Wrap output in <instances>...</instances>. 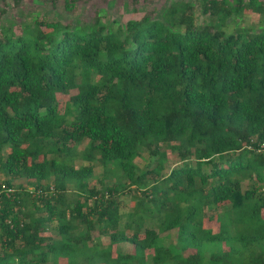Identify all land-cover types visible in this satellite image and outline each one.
<instances>
[{"label":"trees","instance_id":"trees-1","mask_svg":"<svg viewBox=\"0 0 264 264\" xmlns=\"http://www.w3.org/2000/svg\"><path fill=\"white\" fill-rule=\"evenodd\" d=\"M200 10L215 19L176 1L124 25L2 29L0 182L35 192L3 196L0 264H264V31L222 29L262 6Z\"/></svg>","mask_w":264,"mask_h":264},{"label":"rangeland","instance_id":"rangeland-1","mask_svg":"<svg viewBox=\"0 0 264 264\" xmlns=\"http://www.w3.org/2000/svg\"><path fill=\"white\" fill-rule=\"evenodd\" d=\"M176 1L188 2L194 8L195 22L199 26L208 24L215 17H208L201 13L200 5L203 0H138L131 2L130 0H19L17 3L12 0H0V34L4 27H10L15 35H20L24 32L23 25L31 22L33 19L60 22L69 26L85 27L98 17L101 25L111 27L116 24L124 25L127 20H137L144 15L150 18H162L164 10L170 4ZM262 6V12L245 10L239 18L232 16L224 21L222 29L226 33H234L237 29L248 30L250 32L259 33L264 31V0H258ZM66 3H71L72 7H66ZM84 144L80 145L77 150H81ZM167 152V162L164 164V171L176 166L179 161L174 152L167 148L163 149ZM4 154L8 152V148L3 150ZM147 159L146 153L143 156L136 158L135 163L139 169L145 168ZM80 158L75 160V164H84ZM5 176L0 174V180H4ZM108 183V181H106ZM88 187L103 188V167L98 163L94 164L93 176L87 181ZM123 183V182H122ZM22 184L26 191L33 194L35 190L32 183H27L25 179H16L12 181V187L17 190L18 185ZM70 192L73 188L70 187ZM30 200V199H29ZM29 202V201H28ZM127 202L124 207H126ZM133 204V201H128V205ZM28 209L32 206L28 204ZM208 226H213L216 229L215 223H207ZM95 238L99 233L94 231ZM103 243H106V238L99 235ZM173 240V238H171ZM173 242V241H172ZM125 248L130 249L129 245Z\"/></svg>","mask_w":264,"mask_h":264},{"label":"built area","instance_id":"built-area-1","mask_svg":"<svg viewBox=\"0 0 264 264\" xmlns=\"http://www.w3.org/2000/svg\"><path fill=\"white\" fill-rule=\"evenodd\" d=\"M13 192V188L8 187L5 183L0 182V207L2 205L4 194H10Z\"/></svg>","mask_w":264,"mask_h":264}]
</instances>
